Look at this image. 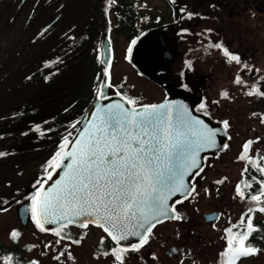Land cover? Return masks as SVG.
<instances>
[{
	"label": "snow or ice",
	"instance_id": "1",
	"mask_svg": "<svg viewBox=\"0 0 264 264\" xmlns=\"http://www.w3.org/2000/svg\"><path fill=\"white\" fill-rule=\"evenodd\" d=\"M109 2L114 3V0ZM180 12L188 19L195 15L184 8ZM135 43L136 40L131 42L132 45ZM207 47L220 50L228 63H242L241 57L231 53L222 43L209 42ZM131 52L130 45L128 53ZM110 63L107 62L109 66L103 72L104 88L112 87L108 82ZM185 63L191 67L190 61ZM244 67L248 66L245 64ZM248 71L252 69L248 68ZM233 83L244 84L239 73ZM116 94L120 96V102L105 106L98 103L96 110L91 113L93 119L78 133V139L67 152L63 151L68 147V139L64 138V143L59 146L60 151L48 162L53 170L63 165V174L46 191H42L44 181L37 180L33 185L36 192L27 197L31 204L26 211H30L32 222L40 232L51 231L57 237L56 245L69 236L64 229L74 223L81 229L88 228L90 224L101 228L115 244L110 251H103L102 255L112 256L114 264H124L129 252H139L149 243L157 224L165 220L183 219L176 205L194 194L198 195L195 184L186 183L185 177L198 176L203 171L197 159L198 154L216 147V136L220 129L209 127L181 102L165 98L160 104H139L136 98L127 97L119 91ZM245 95L264 96V92L253 84ZM102 96L107 99L100 92L97 100ZM221 97L228 98V92H221ZM196 110L204 115L209 114L205 102H201ZM221 123L226 134L229 122L224 120ZM261 123H264V118ZM257 141L247 140L242 145L238 159L246 161V167L241 175L248 171L247 164L257 167L259 173L264 175V167H258L248 156L251 146ZM228 147L227 143L223 144V149ZM3 155L5 153L0 152V156ZM65 159L68 160L66 165ZM47 179H52L51 172ZM257 183L260 184L258 192L247 197L256 206L248 207L236 224L224 229L222 239L226 247L219 253V264H238L241 258L256 255L260 251L249 242L253 233L264 231L254 225L253 216L250 215L257 211L264 214V180ZM241 184L250 188L251 183L241 181L235 187L236 196L245 200ZM177 194L182 199L170 205L169 201ZM46 224L56 227L46 229ZM10 235L15 240L20 233L13 230ZM83 238L81 235L80 239L71 240V243L79 245ZM130 238H135L137 242L121 246V242H128ZM100 243L103 245V237ZM31 247L35 245L29 246V250ZM45 247L51 245L46 244ZM66 251L65 248L53 259L59 261ZM68 259H73L70 252ZM0 264H13V257L0 256ZM30 264L38 262L31 261Z\"/></svg>",
	"mask_w": 264,
	"mask_h": 264
},
{
	"label": "rangeland",
	"instance_id": "2",
	"mask_svg": "<svg viewBox=\"0 0 264 264\" xmlns=\"http://www.w3.org/2000/svg\"><path fill=\"white\" fill-rule=\"evenodd\" d=\"M13 1L0 0V118L7 112L10 114L13 109L19 108L18 104L22 102L24 111L32 110L34 117L31 114L30 118L26 117L24 120L23 152L6 160L0 159V196L7 192L11 184L20 186L21 180L17 182L16 178L34 167H41L43 173L49 170L47 159L51 154L42 152L44 145L57 146L59 139L73 135L77 128H73V119H75L74 114L77 113H67V110L81 97L86 88L91 92L93 86L89 57H58L54 66L59 69L54 74L62 79L56 80L55 85L51 87H48V84H35L37 79L35 67L39 64L36 59L39 52L37 42L42 39L39 33L49 23L53 9L52 6L43 5V2L48 4L50 0H23V7L21 6L20 9L10 8ZM68 1L75 3L79 0ZM37 2L42 5L40 9L36 6L33 17ZM59 2L61 0L54 5L57 9L60 8ZM143 2L153 13H163L166 8L163 0H143ZM31 12L33 14L28 16ZM12 16L14 21L11 19ZM114 40L117 61L113 71V82L117 86L126 85L132 94L142 93L148 101H159L162 97L160 88L140 78L128 64L124 63L126 41L119 36H114ZM14 41L18 43V60L14 59L13 66L5 72V61L10 57L8 48ZM179 64L178 59L175 66ZM260 67L264 72V56L263 60L259 58L255 62L254 68L260 69ZM227 70L225 66L219 64L215 73V77L220 79L219 83L215 87L205 89L204 92L210 116L217 122L224 120L229 122L228 133L231 137L229 147L209 161L208 168L203 172V178L196 190L198 195L194 194L181 207L187 213L188 219L158 226L149 243L134 254L135 256L128 253L124 264H140L136 256L141 253V257L149 264H181V262L182 264H217L219 253L226 245L225 240L222 239L224 229L239 221L243 211L235 192L243 169V162L238 159L242 145L247 140L257 141L259 138L251 146L248 156L264 151V123H261V119L264 118V98L257 99V95L250 97L238 93L237 88H225L231 83L228 73H222ZM6 73L14 79L9 84H2ZM213 83L212 81L210 84ZM223 91L233 92L235 97H231L230 100L222 98ZM262 91L264 92V89ZM38 97L40 100L36 102L35 99ZM81 104L82 102L79 103ZM80 110H83V107L80 106ZM32 124L40 125L39 136L31 127ZM38 147H40L39 151H37ZM43 165H45L44 169ZM221 180L223 183H217ZM27 183L24 184V189L28 193ZM214 210L221 211L222 218L220 222L212 225L219 217V213H212H217L218 217L211 222L206 221L203 214L209 215L208 212ZM13 230L20 233L15 239L19 246L29 248L35 245L27 253V258L37 261L38 264H114L112 256L105 257L95 249L101 238L105 237L97 228H88L79 245L71 243L69 239H64L60 245H56L57 237L53 233L40 232L30 221L24 227L21 226L15 210L8 206L0 211V241L3 244L8 245L12 242L10 234ZM71 231L77 233L75 228ZM46 244H50L51 247L46 248ZM65 248L67 251L59 261L53 259ZM172 248L178 252L177 258H169L165 254ZM69 252L73 257L71 260L68 259ZM250 264H264V255L259 254L256 261Z\"/></svg>",
	"mask_w": 264,
	"mask_h": 264
},
{
	"label": "flooded vegetation",
	"instance_id": "3",
	"mask_svg": "<svg viewBox=\"0 0 264 264\" xmlns=\"http://www.w3.org/2000/svg\"><path fill=\"white\" fill-rule=\"evenodd\" d=\"M163 1L166 6L163 13H153L143 0H126L125 2L122 0H114V3H110L109 0H79L75 3L68 0H61L59 6L62 10L54 6L58 0H50L48 4L47 2H43V5L46 7L47 5L49 7L52 6L53 11L50 15L49 23L39 33L43 41L41 39V41L37 42L39 52L36 59H38L37 62L39 64L35 67L36 70L34 69L37 74L35 84H48V87H51L55 85L56 80L62 79V77L54 74L59 69L54 66L57 63L58 57H89L91 58L90 67L93 84H95V78H101L102 76L99 87H96L98 96L102 92L103 72L106 67L103 61V45L105 38H107L108 43L110 42L109 45L112 52L109 67L112 87L109 90V97H120L116 94L119 91L127 97L136 98L139 104H158L163 102L165 98H168V93L165 88L176 87L184 89L195 96L202 97V102H205L204 90L212 86L215 87L219 83V77H215L219 64L228 69L227 71L221 72L223 74L227 72L231 77L230 85L225 88H237L239 89L238 93L244 95L253 84L260 91L264 89V79H261L264 77V72L261 70V67L260 69L254 68L255 62L259 58L263 60L264 56V0H175L174 3L172 0L171 3L169 2L170 0ZM122 4H127L131 12L137 16L132 17L134 19L137 18L138 21L134 23L135 25L133 24L134 26L132 25L130 27V34L119 29L120 17L118 16L119 12L117 13V7ZM22 5L23 0H14L10 8L14 9L16 7L20 9ZM41 5L40 2L36 3L33 17L35 16L36 6H39L38 9H40ZM181 8L195 15L191 19H188L185 14L180 12ZM32 14L33 12L29 13L28 16ZM240 18L242 19L240 20ZM11 19L14 21L13 16ZM152 19H155V21H152ZM153 23L158 26H153ZM144 25L148 27L143 29L142 27ZM160 27H165L160 33V37L171 57V61L167 69L158 74L157 82L155 83L141 75L138 69L131 63V54L128 53V48L130 45L133 47L131 42L136 40L142 33ZM114 36H119L126 41L123 55L124 63L128 64L140 78L160 88L162 97L159 101H148L142 93L132 94L126 85L117 86L113 82V71L117 61ZM209 42L222 43L231 53L238 54L241 57L242 63L238 65L235 62H226L220 50L207 47ZM18 49L17 41H14L8 48L10 57L5 61V72H8L10 67L13 66L14 59L18 60ZM46 59H48V63H46ZM178 59L180 60V64L175 66ZM186 61L191 62V67L186 65ZM245 64L248 67H244ZM206 67L208 68L207 70ZM248 68H251L252 71L249 72ZM257 69L259 71H256ZM238 73L244 81L243 85L233 83ZM3 78L2 84H9L14 79L10 75H7V73ZM212 81L214 83L210 84ZM22 85L20 86L21 89L23 88ZM232 93L228 92L229 100L231 97H235ZM261 98H264V96L257 97V99ZM39 100L40 97L35 99L36 102H39ZM96 100L97 98L93 102ZM91 104L87 107L86 112ZM18 106L19 108L13 109L10 114L7 112L5 116L0 118V152L5 153V155L0 156V159L3 160L23 152L24 120L26 117L30 118L33 111L25 112L23 102L18 104ZM197 112L203 114L200 111ZM77 115L74 114V118H77ZM206 116L217 122L210 114ZM32 117H34V114H32ZM39 124L31 125L38 136L40 135ZM39 149L40 147L37 148V151ZM42 152L51 154L47 159L49 162L56 153V144L44 145ZM212 159L213 157L206 158L203 171L195 178L194 184L196 190L198 189L199 182L203 178V172L207 170L209 161ZM44 168L45 165H43ZM47 172L43 173L41 167L36 166L32 170L18 176L16 179L17 182L21 180L19 182L20 186L11 184L7 188V192L0 196V211H3L8 206L12 207L15 212L20 206H30L31 201L27 197L32 196L36 192V188L33 185L36 184L37 180H42L45 184L47 181ZM26 182H28V193L24 189ZM37 187L39 186L37 185ZM186 202L187 200H184L182 204L176 205L177 210H183L181 207ZM215 212L219 213V217L212 225L220 222L222 218V212L218 210L209 211L208 214L211 215ZM203 216L205 217L207 215L203 214ZM29 221L32 222L30 211ZM174 221L177 220L167 222ZM181 221L183 220L181 219ZM207 225L211 224L207 223ZM90 227L88 226V228ZM88 228L84 230L86 231ZM75 230L78 232L79 229L75 228ZM48 233L52 234V232ZM129 253L135 254L134 252ZM141 256L142 253L136 256L140 264H142V261H146ZM146 262L149 264L148 261Z\"/></svg>",
	"mask_w": 264,
	"mask_h": 264
},
{
	"label": "water",
	"instance_id": "4",
	"mask_svg": "<svg viewBox=\"0 0 264 264\" xmlns=\"http://www.w3.org/2000/svg\"><path fill=\"white\" fill-rule=\"evenodd\" d=\"M169 2L171 3V0ZM164 29H165V27H160V28L149 30V31L142 33L136 39V43L133 45L132 52H131V63L138 69V71L141 75L145 76L146 78H148L149 80H151L155 83L157 82L158 74L164 72L167 69V67L169 66L170 61H171V57H170L168 51L166 50V48L164 47L162 39L160 37V33ZM111 59H112L111 48H110V45L108 43L107 38H105L104 45H103V61H104L106 66H109L107 64V62L108 61L111 62ZM104 81H105V77L103 79V83H104ZM108 82L110 83V80ZM103 83H102V85H103ZM165 89L168 93L167 100L173 101V102H181V103L187 105L189 110L192 112V114L199 119H203L205 121V123H207L209 125V127L213 128V129H220V132L216 136V142H217L216 147L205 149L198 154L197 159H198L199 165L201 168L204 169L205 161H206L207 157L215 158V157L219 156L222 152L226 151V149H223V144L229 143L230 139L228 137H230V135L228 133V130H227V133L225 134L223 131V126H222L221 122H215L210 117L203 115V114H199L196 111L197 107L202 102V97L195 96L194 94H192V93H190L184 89H179L176 87H169V88H165ZM109 90H110V88L102 87V92L107 97V99H105L102 96L99 101L96 100L91 104V106L87 110L85 116L83 117L81 123L79 124V126L77 127V129L73 133L72 137L70 138V140L68 142V147L65 148L64 152H67L71 149L72 145L78 139V133L83 130L84 126L86 124H88V122L90 120L93 119L91 116V113L96 110V105L98 103L101 106H105V105L110 104V103L120 102V97H109ZM163 102H161V103H163ZM158 104H160V103H158ZM125 106L127 107V105H125ZM67 163H68V160L65 159L64 164L66 165ZM49 172L52 173V179L47 180L42 191H46L48 188L52 187V185L55 183L56 180L60 179V176L63 174V165L61 166V168H57L55 170H53V168L51 167L49 169L48 173ZM48 173H47V176H48ZM196 177L197 176L189 175V176L185 177V182L190 183V184H194V180ZM177 199H182L180 194H177L176 196H174L172 198V200L169 201V204L171 205ZM28 208H29V205H23V206L18 207L17 211H16L20 225L23 227L25 225H27V223L29 221V211H26V209H28ZM178 212L183 216V219H182L183 221H186L188 219V215L185 211L179 210ZM217 217H218L217 213L211 214V215L205 216V220L208 222H211V221H215V219ZM167 221H170V220H165L163 223H165ZM163 223L157 224V226L161 225ZM89 226L96 227L95 225H92V224H90ZM55 227H56V225H52V224H46L45 225L46 229H53ZM68 227H74L77 229H81L77 226L76 223L69 225ZM96 228H99V227H96ZM99 229H101V228H99ZM48 232H51V231H48ZM104 234L107 236L106 233H104ZM111 242L114 244V242L112 240H111ZM135 242H137L135 238H130V240L128 242H121V246H126L127 244H131V243H135ZM173 249L174 248L169 249L165 252V254L169 258H177L178 257V252L176 251V249H175V251H172ZM134 253L137 254L138 252H134ZM142 264H148V263L146 261H142Z\"/></svg>",
	"mask_w": 264,
	"mask_h": 264
},
{
	"label": "trees",
	"instance_id": "5",
	"mask_svg": "<svg viewBox=\"0 0 264 264\" xmlns=\"http://www.w3.org/2000/svg\"><path fill=\"white\" fill-rule=\"evenodd\" d=\"M122 1L125 2L126 0H122ZM118 12H119L118 16L120 17L119 29L121 31L126 32L127 34H130L131 33L130 27H132V25L138 21L137 18L134 19L132 17H137V16H135L131 12V9L127 4H122V5L118 6L117 7V13ZM152 21H155V19H152ZM153 26H158V25L153 23ZM146 27H148V26L144 25L142 28L145 29ZM93 60H94V58H93ZM30 78L31 77H29V79ZM101 79H102V76H101V78L100 77L95 78V82H94L95 84H93V86H92V91L88 92V90L86 88L85 91L83 92V94L81 95V97L77 101H75L74 104L71 105L70 109L67 110V113H69V112L73 113L74 112V113L78 114L77 118L73 119V125H75V128L77 126H79V124L81 123L87 107L93 102V100L95 98H97L96 87L97 86L99 87ZM92 83H93V81H92ZM90 84H91V82H90ZM83 99H86V100L83 102L82 101ZM80 102H82L81 105H79ZM80 106H81V108L83 107L84 110L79 111ZM59 137L60 136H58V138ZM66 137L69 140L70 136H66ZM64 138L65 137L59 139L57 146H56V152L60 151L59 146L62 143H64ZM260 157H264V151L259 153V154L254 155V156H251V158L253 159V161L255 162V164L258 167H264V159H260ZM242 162H243V166H242L243 167L242 172H243L245 167H246V161H242ZM247 167H248V171L244 172V174L241 175V179L239 181V183H241V181H246V182L251 183L250 188L246 187L244 184H241L242 191H244L245 196H246L245 200H241L239 198L241 206H242V210H243L242 214L247 211L248 207H250V206L255 207L256 206L254 202L250 203L249 200L247 199V197L249 196V194H256L260 188V184L257 183V181L264 180V175H261L259 173V171L257 170V167H253L252 164H247ZM253 177H255L256 179L253 180ZM250 215L253 216L254 225L259 229H264V214H261L257 211L255 213H251ZM246 220H247V218H245V222H246ZM233 231H236V229H233ZM64 232L69 234V236L65 238V239H69V240H74L76 237H81V235H83L85 237V235H86V231L84 229H79L78 232L76 234H74L70 228H65ZM249 242L254 247L260 249V251L256 255L241 258L238 261V264L253 263L254 261H256L259 254L264 255V231H258L256 233H253V235L249 238ZM113 247H115V245L110 241V239L107 236H105L103 245H101V243L99 242L96 245L95 249L99 254H102L103 251H110ZM225 247H226V245H225ZM28 252H29L28 246L21 247L18 245V243L15 240H12V242L8 245H5L0 241V256H6V255L12 256L13 257V264H30V262L32 260L27 258ZM219 261H220V256L218 257L217 264H219Z\"/></svg>",
	"mask_w": 264,
	"mask_h": 264
}]
</instances>
